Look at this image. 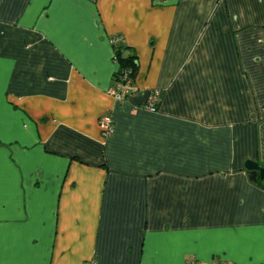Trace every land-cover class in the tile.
Returning a JSON list of instances; mask_svg holds the SVG:
<instances>
[{
  "label": "crops",
  "instance_id": "crops-1",
  "mask_svg": "<svg viewBox=\"0 0 264 264\" xmlns=\"http://www.w3.org/2000/svg\"><path fill=\"white\" fill-rule=\"evenodd\" d=\"M118 36L138 63L124 101ZM249 161L264 0H0V264H264Z\"/></svg>",
  "mask_w": 264,
  "mask_h": 264
},
{
  "label": "built area",
  "instance_id": "built-area-1",
  "mask_svg": "<svg viewBox=\"0 0 264 264\" xmlns=\"http://www.w3.org/2000/svg\"><path fill=\"white\" fill-rule=\"evenodd\" d=\"M123 37H115L112 39L113 45H118L123 42ZM132 72L128 71L125 76H122L120 80H116L115 86L109 89V94L112 95L118 101L126 100L130 95L136 92L133 88L134 81L130 78V74ZM160 91L154 90L150 91L149 96L143 109L149 111L151 113L158 112V103L160 99ZM100 128L102 131V135L104 138H109L113 135L115 131L114 122L110 116H103L100 119ZM85 264H96L94 260L87 261ZM183 264H232V263H224V262H210L203 263L195 258L187 259Z\"/></svg>",
  "mask_w": 264,
  "mask_h": 264
},
{
  "label": "trees",
  "instance_id": "trees-1",
  "mask_svg": "<svg viewBox=\"0 0 264 264\" xmlns=\"http://www.w3.org/2000/svg\"><path fill=\"white\" fill-rule=\"evenodd\" d=\"M125 41L118 45H114L115 50V60L119 62L121 68L118 73L115 75V81L120 80L122 76H125L128 71H131L130 78L134 81L135 75L138 70V63L136 56H127L126 52L129 50L128 47L125 46ZM264 186V182H260Z\"/></svg>",
  "mask_w": 264,
  "mask_h": 264
},
{
  "label": "water",
  "instance_id": "water-1",
  "mask_svg": "<svg viewBox=\"0 0 264 264\" xmlns=\"http://www.w3.org/2000/svg\"><path fill=\"white\" fill-rule=\"evenodd\" d=\"M246 169L250 172L253 180H257L258 176L264 181V166L257 162L249 161L246 164Z\"/></svg>",
  "mask_w": 264,
  "mask_h": 264
}]
</instances>
